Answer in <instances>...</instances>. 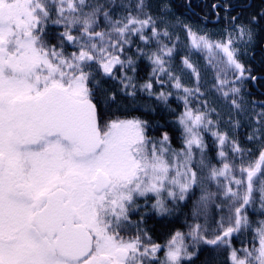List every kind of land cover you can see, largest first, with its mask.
Returning a JSON list of instances; mask_svg holds the SVG:
<instances>
[{
	"label": "snow or ice",
	"instance_id": "snow-or-ice-1",
	"mask_svg": "<svg viewBox=\"0 0 264 264\" xmlns=\"http://www.w3.org/2000/svg\"><path fill=\"white\" fill-rule=\"evenodd\" d=\"M219 7L229 8L211 5ZM170 12L163 3L153 14L148 0H0V264H182L201 245L226 250L228 264H264V219L253 227L247 212L257 199L264 209V148L254 162L235 163L251 150L220 130L214 102L200 99L199 70L181 58L192 87L173 71L179 36L173 40ZM257 15L264 19V9ZM228 20L219 41L182 27L191 48L208 53L217 100L237 114L259 103L247 139L264 141V101H247L245 88L264 74L253 75L241 59L255 40L257 16ZM140 60L150 65L143 83ZM154 82L184 93L179 148L167 131L149 135L147 120L117 115L135 107L138 91L167 104L172 93L154 91ZM227 123L240 126L231 114ZM205 132L220 166L211 163ZM213 199L226 212L214 227L207 222ZM189 200L192 219L205 223L153 242L141 209L164 216ZM249 230L236 247L234 236Z\"/></svg>",
	"mask_w": 264,
	"mask_h": 264
},
{
	"label": "trees",
	"instance_id": "trees-1",
	"mask_svg": "<svg viewBox=\"0 0 264 264\" xmlns=\"http://www.w3.org/2000/svg\"><path fill=\"white\" fill-rule=\"evenodd\" d=\"M151 5V11L153 14H157L163 3H168L171 7V12L168 15V20L172 24L173 30H180L184 38L187 39L185 30L181 24H177L176 21L179 19L189 20L193 23L204 24L207 26H217L220 28H229V16L240 15L241 19L248 20L252 16H257L258 23L253 25L256 36L254 42H252L250 50L246 55H242L241 59L246 65L255 69L253 75L264 74V19H261L257 14L264 9V0H148ZM213 3L220 5H228L229 8L226 11L224 7H219L216 10L211 8ZM218 13V15H217ZM55 30V29H53ZM177 46H179L177 44ZM136 44H133L130 48L129 55L135 53ZM69 51L72 49L69 48ZM181 52L179 50L178 54L180 56ZM179 59L176 58L175 61ZM150 72V65L146 60L139 61V69L137 74L138 83H143ZM164 78V77H163ZM165 79V78H164ZM167 81V79H165ZM154 91L159 92L161 90L166 91V87L171 85L170 83L165 84L164 88L154 82ZM245 88L250 95H247V101H264V81L252 82L248 81L245 84ZM210 100H213L214 106L225 112V119L221 120V125L225 124L224 130L228 132L229 136L233 139H238L242 148L248 150L250 149V154L246 155L243 161L237 159L235 163L239 165L243 162L245 165L254 162L259 156V151L264 148V141H249L247 139L248 135L251 133L252 128L257 127L255 123V113L261 110L259 103L255 106L251 103H246V111L242 114H237L230 109L227 104L222 101L217 100V94L211 91ZM135 107L129 108L126 112H119L117 115L127 116V117H140L141 119L147 120L152 126L149 131V135L159 138L161 133L167 131L172 137V146L179 148L181 144L180 140V126L176 122V117L184 109V102L180 97L172 95L169 97L167 104L156 100L155 96H149L147 92L138 91L135 98ZM154 109V111H153ZM232 115L235 119L240 120V126L234 128L232 125L227 123L228 116ZM205 140L209 145V154L211 160L216 162L218 166V158H216V142L210 133H204ZM225 151H228L226 148ZM229 159L231 160V153L229 152ZM223 182V178H221ZM210 191L216 192L215 182H213L209 188ZM200 195L199 190L196 191L195 199ZM138 203L143 204V199H140ZM222 203L220 199H213L207 209V222L210 226H215V221L220 219L221 215H225L226 212L222 213L220 209L216 207L217 204ZM169 207H173L169 203ZM191 200L186 202L178 203L171 214L168 215H158L154 211H147L146 209H141V212H147L144 217L143 226L148 228L150 233H175L176 231H181L187 233L189 231V225L194 223H205V217H200L199 220H193L190 213ZM247 212L250 220L254 223L256 220H261L264 218L261 210H259L255 204L248 206ZM131 218L138 220L140 218L139 214H134ZM162 219L159 221V219ZM254 227V225H252ZM251 237V231L246 232L242 235L238 234L234 236L233 243L236 247H240V241H247ZM186 243H190L186 237ZM212 250V264H228L227 261V251L223 249H215L212 246L202 245V247L197 252L196 256L193 258H201L197 261V264H210L207 259L209 255L200 252L201 250ZM191 259V260H192ZM188 260V259H187ZM191 260H188L190 262Z\"/></svg>",
	"mask_w": 264,
	"mask_h": 264
},
{
	"label": "rangeland",
	"instance_id": "rangeland-1",
	"mask_svg": "<svg viewBox=\"0 0 264 264\" xmlns=\"http://www.w3.org/2000/svg\"><path fill=\"white\" fill-rule=\"evenodd\" d=\"M177 20H179V19H177ZM180 24L181 25H183V24L191 25L193 27V30H199L201 35L206 33L212 41H219V40L223 39L225 36V32H224L225 28L193 23V22H191L189 20H185V19H181ZM170 30H172L174 32L173 40H175L176 36H179V42H178L179 46H177L176 53L174 55V60H173V71L176 72V74L181 75L182 81L185 85H187L189 87L194 86L195 78L192 75L191 70L184 69L183 71H181V69L183 68V65L181 64V58L187 55L189 57L190 61L193 63V65L200 72L201 91L206 93V96L201 97L200 99H207L210 102H213V100H210V98H212L211 94H210V88H212L213 84L215 83V80L213 78V72L211 71V69H209L207 67L208 53L206 51H201V50L191 48L189 38L188 37H187V39L184 38V36L181 34L180 30L175 31L172 28ZM186 35H187V33H186ZM251 44H249L247 46V52L250 50ZM238 46L241 47L242 49L245 47L243 43H239ZM179 50L181 52L180 56L177 55ZM176 58H178L179 60L175 61ZM164 78L167 79L166 76ZM166 92H171L172 95H175L177 97H182L184 95V93L182 91H178V90L172 88L171 85H168L166 87ZM190 105L193 108H196L198 106L197 99L195 97L190 98ZM212 106H214V104ZM215 107H217V106H215ZM217 111L220 112V114H221V120H224L225 119L224 118L225 112L220 110V109H217ZM212 119L215 120L216 117L213 116ZM224 128H225V124H223V125L220 124V130L225 131ZM209 156H210V154H209ZM211 163L216 164V162H214L212 160H211ZM253 204H255V206L259 210H261V212H264V209H261V207H260L259 199H257ZM257 221H259V219L254 221V223H253L254 227L256 226ZM201 247H202V245L199 246V249Z\"/></svg>",
	"mask_w": 264,
	"mask_h": 264
},
{
	"label": "flooded vegetation",
	"instance_id": "flooded-vegetation-1",
	"mask_svg": "<svg viewBox=\"0 0 264 264\" xmlns=\"http://www.w3.org/2000/svg\"><path fill=\"white\" fill-rule=\"evenodd\" d=\"M133 221H135V219L132 218ZM162 219L160 218L159 221H161ZM142 227H144L142 225ZM146 228V227H144ZM148 230V228H146ZM148 234L151 236L152 238V241L155 242V243H159V244H165L167 242V240L171 237V235H173L174 233H150L148 231ZM200 252L203 253H206L209 255V258L207 259L208 263L212 264V255H211V252L212 250H201ZM159 257H163V250H161L158 254H157ZM196 256V255H195ZM201 258H193L190 262H188L187 259L183 260L182 261V264H197V261H200Z\"/></svg>",
	"mask_w": 264,
	"mask_h": 264
}]
</instances>
